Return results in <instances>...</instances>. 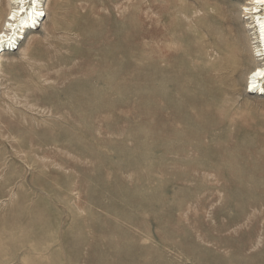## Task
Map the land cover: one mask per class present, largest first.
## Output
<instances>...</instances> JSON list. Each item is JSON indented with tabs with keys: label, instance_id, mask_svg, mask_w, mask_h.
Instances as JSON below:
<instances>
[{
	"label": "rangeland",
	"instance_id": "obj_1",
	"mask_svg": "<svg viewBox=\"0 0 264 264\" xmlns=\"http://www.w3.org/2000/svg\"><path fill=\"white\" fill-rule=\"evenodd\" d=\"M250 1L42 0L0 52V264H264Z\"/></svg>",
	"mask_w": 264,
	"mask_h": 264
},
{
	"label": "bare ground",
	"instance_id": "obj_2",
	"mask_svg": "<svg viewBox=\"0 0 264 264\" xmlns=\"http://www.w3.org/2000/svg\"><path fill=\"white\" fill-rule=\"evenodd\" d=\"M11 2L15 6L10 9L5 23L1 27L0 52L6 51V45L16 44V41L22 38L20 37L21 33L25 34V31L30 30V28L37 29L41 26L46 15L42 12V0H12ZM249 5L250 8L245 9L246 15L251 17L252 25L250 27L258 48L253 56L258 58L261 64L250 71L249 75L247 74L245 91L255 90L257 94H264V0H251ZM236 64L235 57H230L227 78L232 77L237 72Z\"/></svg>",
	"mask_w": 264,
	"mask_h": 264
},
{
	"label": "built area",
	"instance_id": "obj_3",
	"mask_svg": "<svg viewBox=\"0 0 264 264\" xmlns=\"http://www.w3.org/2000/svg\"><path fill=\"white\" fill-rule=\"evenodd\" d=\"M30 29H34V27L33 28H30Z\"/></svg>",
	"mask_w": 264,
	"mask_h": 264
}]
</instances>
